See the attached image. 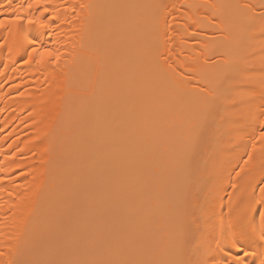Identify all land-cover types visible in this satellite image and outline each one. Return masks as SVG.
Returning <instances> with one entry per match:
<instances>
[{
    "label": "bare ground",
    "instance_id": "obj_1",
    "mask_svg": "<svg viewBox=\"0 0 264 264\" xmlns=\"http://www.w3.org/2000/svg\"><path fill=\"white\" fill-rule=\"evenodd\" d=\"M0 19V264H260L236 219L264 199V0Z\"/></svg>",
    "mask_w": 264,
    "mask_h": 264
},
{
    "label": "snow or ice",
    "instance_id": "obj_2",
    "mask_svg": "<svg viewBox=\"0 0 264 264\" xmlns=\"http://www.w3.org/2000/svg\"><path fill=\"white\" fill-rule=\"evenodd\" d=\"M33 3H40V0H33ZM10 9L12 8L11 3L7 5ZM29 8L32 7V4L28 5ZM21 10V6L17 5L16 9H13V11H18ZM47 11V9H45ZM22 17L19 15L13 16L11 19L7 21L9 24H17L20 22ZM36 21H33L31 18L28 19L27 23L31 24ZM6 21L0 19V28L4 27ZM30 44H34L35 41L31 40L29 41ZM37 48L33 47L32 50L28 53L29 58L33 56L37 52ZM39 56L41 59H44L46 57H55L56 59L59 58V55L57 53H53L47 48L41 47L39 49ZM261 138H264V132L261 133ZM251 155V154H249ZM264 191V189H262ZM256 204L260 205V207H255L254 205H249L242 209L240 214L237 216L236 219V227L239 231V235L241 237L244 236H255L257 237L260 241L264 242V199L256 201ZM253 213H258L259 217V222L257 224L256 216ZM258 234V235H257ZM232 248H237L242 250V246L240 244V241L233 237L232 243H231ZM249 255V252L243 251V256L247 257ZM0 256H3V253L0 252ZM234 264H244V262L237 258L234 262ZM260 264H264V258H261Z\"/></svg>",
    "mask_w": 264,
    "mask_h": 264
}]
</instances>
